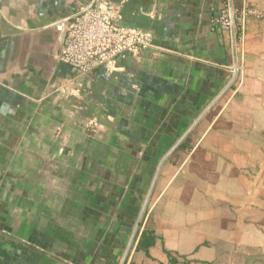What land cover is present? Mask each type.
Here are the masks:
<instances>
[{
  "label": "crops",
  "instance_id": "1",
  "mask_svg": "<svg viewBox=\"0 0 264 264\" xmlns=\"http://www.w3.org/2000/svg\"><path fill=\"white\" fill-rule=\"evenodd\" d=\"M90 1L0 0V264H122L140 150L174 147L191 117L203 134L160 175L156 243L138 251L142 229L124 264H171L166 251L216 264L221 244L250 242L244 171L264 162V0H109L153 47L80 75L59 59L53 23ZM229 3L256 14L235 36L227 87L234 37L212 18Z\"/></svg>",
  "mask_w": 264,
  "mask_h": 264
},
{
  "label": "built area",
  "instance_id": "2",
  "mask_svg": "<svg viewBox=\"0 0 264 264\" xmlns=\"http://www.w3.org/2000/svg\"><path fill=\"white\" fill-rule=\"evenodd\" d=\"M121 9L120 3L91 0L72 17L53 23L62 40L59 59L85 75L99 67H114L126 54L137 55L153 47L152 33L120 23ZM252 14L256 10L251 6L239 9L229 3L212 18V30L234 32L243 39L246 18Z\"/></svg>",
  "mask_w": 264,
  "mask_h": 264
},
{
  "label": "rangeland",
  "instance_id": "3",
  "mask_svg": "<svg viewBox=\"0 0 264 264\" xmlns=\"http://www.w3.org/2000/svg\"><path fill=\"white\" fill-rule=\"evenodd\" d=\"M238 42H240L239 38H237V44ZM193 120L195 121L196 117H191V123L187 125L186 131L190 129L194 122ZM202 130L203 129L200 130V128L195 126L183 142L165 159L141 219L136 237L140 235L142 229L148 228L150 209L156 201L159 187H162L164 181L160 180V175L164 176V173H166V175L171 174L177 170L178 166L190 156L192 145L202 136ZM173 142L177 141L173 140ZM172 148L173 145L172 147H151L149 149L142 148L140 150V162L138 165H135V174L137 178L133 181L131 179L128 183V189H134L137 193L134 200H132L133 198L131 197L128 203L134 204L133 213L131 215L132 227L130 229L132 233L140 217L159 166ZM239 168L240 170L246 169L241 165ZM261 169L264 171V162L263 164H253L252 168L249 169L250 172L244 171V174H247L248 177H252L251 180L249 178L248 180H244L246 186L248 188L249 186L253 187L252 201L254 209L247 213V216L252 220V226L250 229L246 230V235L249 237L250 242L243 244H221L220 258L217 260L216 264H264V178H262L264 173L263 176L258 175ZM127 182L126 180L125 183Z\"/></svg>",
  "mask_w": 264,
  "mask_h": 264
},
{
  "label": "water",
  "instance_id": "4",
  "mask_svg": "<svg viewBox=\"0 0 264 264\" xmlns=\"http://www.w3.org/2000/svg\"><path fill=\"white\" fill-rule=\"evenodd\" d=\"M233 33V37H234V40H233V42H234V52H235V74H234V77H233V79H232V81H231V83H229V85L227 86V87H229L234 81H235V79H236V77H237V75H238V65H237V60H236V47H235V35H234V32H232ZM201 118V117H200ZM200 118L193 124V126H195L196 124H197V122L200 120ZM192 126V127H193ZM192 127L189 129V131H187V133L180 139V141H178L177 142V144L171 149V151L166 155V157L163 159V161L161 162V164H160V166H159V169H158V171H157V174H156V176H155V179H154V182H153V184H152V187H151V189H150V191H149V194H148V196H147V198H146V201H145V204H144V207H143V209H142V212H141V214H140V217H139V219H138V221H137V223H136V226H135V229H134V231H133V234H132V237H131V240H130V242H129V245H128V247H127V250H126V253H125V255H124V258H123V261H122V264H124V262H125V260H126V257H127V255H128V252H129V250H130V247H131V245H132V243H133V241H134V238H135V236H136V233H137V231H138V228H139V226H140V222H141V219H142V217H143V214H144V211H145V209H146V207H147V204H148V201H149V198H150V195H151V193H152V190H153V187H154V185H155V182H156V179H157V177H158V175H159V172H160V169H161V167H162V165H163V163H164V161H165V159L176 149V147L179 145V143L183 140V138H185L186 137V135L190 132V130L192 129Z\"/></svg>",
  "mask_w": 264,
  "mask_h": 264
},
{
  "label": "trees",
  "instance_id": "5",
  "mask_svg": "<svg viewBox=\"0 0 264 264\" xmlns=\"http://www.w3.org/2000/svg\"><path fill=\"white\" fill-rule=\"evenodd\" d=\"M157 236L155 234V231L150 229L149 227L144 229L140 235V238L137 243V250L138 251H144L148 256L149 250L151 247H153L156 243ZM166 254L169 257L171 264H177L179 260L173 256V254L169 251H166ZM132 264V263H131Z\"/></svg>",
  "mask_w": 264,
  "mask_h": 264
}]
</instances>
